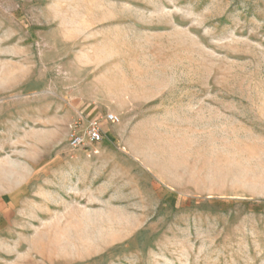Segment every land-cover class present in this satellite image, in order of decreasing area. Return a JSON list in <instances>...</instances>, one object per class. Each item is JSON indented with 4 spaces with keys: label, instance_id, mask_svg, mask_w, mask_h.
Returning <instances> with one entry per match:
<instances>
[{
    "label": "rangeland",
    "instance_id": "1",
    "mask_svg": "<svg viewBox=\"0 0 264 264\" xmlns=\"http://www.w3.org/2000/svg\"><path fill=\"white\" fill-rule=\"evenodd\" d=\"M0 264H264V0H0Z\"/></svg>",
    "mask_w": 264,
    "mask_h": 264
},
{
    "label": "built area",
    "instance_id": "2",
    "mask_svg": "<svg viewBox=\"0 0 264 264\" xmlns=\"http://www.w3.org/2000/svg\"><path fill=\"white\" fill-rule=\"evenodd\" d=\"M109 119L112 122L118 121V117L109 115ZM98 119H92L87 123L86 130L83 133L74 132L69 140L70 147L76 148H88L92 152H98V144H100L103 136V128Z\"/></svg>",
    "mask_w": 264,
    "mask_h": 264
}]
</instances>
